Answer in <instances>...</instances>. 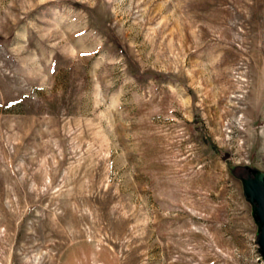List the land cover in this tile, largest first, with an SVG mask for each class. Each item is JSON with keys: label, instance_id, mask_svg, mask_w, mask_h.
Returning a JSON list of instances; mask_svg holds the SVG:
<instances>
[{"label": "rangeland", "instance_id": "1", "mask_svg": "<svg viewBox=\"0 0 264 264\" xmlns=\"http://www.w3.org/2000/svg\"><path fill=\"white\" fill-rule=\"evenodd\" d=\"M264 0H0V264H264Z\"/></svg>", "mask_w": 264, "mask_h": 264}, {"label": "water", "instance_id": "2", "mask_svg": "<svg viewBox=\"0 0 264 264\" xmlns=\"http://www.w3.org/2000/svg\"><path fill=\"white\" fill-rule=\"evenodd\" d=\"M253 187V198L256 202V216L261 223L260 232L258 235V245L261 256L264 260V188L258 184L253 178L249 179Z\"/></svg>", "mask_w": 264, "mask_h": 264}]
</instances>
